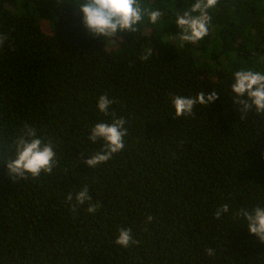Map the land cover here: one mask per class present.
Here are the masks:
<instances>
[{
  "label": "trees",
  "instance_id": "1",
  "mask_svg": "<svg viewBox=\"0 0 264 264\" xmlns=\"http://www.w3.org/2000/svg\"><path fill=\"white\" fill-rule=\"evenodd\" d=\"M141 2L163 16L105 41L80 0H0V152L27 123L56 153L51 174L27 180L0 161V264H264L238 215L264 207V115L242 119L231 88L236 71L264 73V0H218L195 43L175 24L192 0ZM212 91L213 103L175 115L172 97ZM121 117L124 149L89 167L103 148L91 129ZM84 186L95 213L66 203ZM121 228L138 243L116 244Z\"/></svg>",
  "mask_w": 264,
  "mask_h": 264
},
{
  "label": "clouds",
  "instance_id": "2",
  "mask_svg": "<svg viewBox=\"0 0 264 264\" xmlns=\"http://www.w3.org/2000/svg\"><path fill=\"white\" fill-rule=\"evenodd\" d=\"M217 4L218 0H192L186 11L176 12L175 24L179 29L176 37L181 42L195 43L207 36L211 19L209 10L215 8ZM79 6L85 27L94 36L103 37L105 41L115 40L118 36L122 39L121 33L138 31L137 26L145 16L152 24L157 23L163 16L159 9L144 7L141 0H80ZM6 39V35L0 33V48L4 46ZM231 88L236 94L237 99L234 102L240 106L242 119L253 109L257 114L264 115V73L251 69L236 71ZM219 97L215 91L207 94L201 92L194 98L174 96L172 103L175 115L191 116L197 104L207 106ZM112 104L113 101L107 95H102L99 97L97 107L107 115ZM125 123V119L121 117L114 119L111 124L101 122L93 126L88 140L92 143L103 141V148L84 161L89 167L95 168L107 162L114 154L124 149V137L127 135ZM2 135L0 131V143H3ZM9 150H14L15 155H7ZM55 157L51 142L45 143L39 138L36 129L27 123L21 132L12 138L11 145H5L4 151L0 152V161L6 164L8 175L24 180L30 176L38 178L42 173L51 174L56 166ZM86 202L89 213H95L101 207L99 203H93L87 186L75 196L69 193L66 197V203L73 209ZM229 208L228 204H223L216 210L215 218L220 219L223 214L229 212ZM238 215L246 220L249 233L264 242V207L257 206L250 211L241 209ZM152 220L153 217L149 215L147 222L150 223ZM115 242L124 248L138 243L133 238L130 228H121ZM207 254L214 255L213 249L209 248Z\"/></svg>",
  "mask_w": 264,
  "mask_h": 264
}]
</instances>
